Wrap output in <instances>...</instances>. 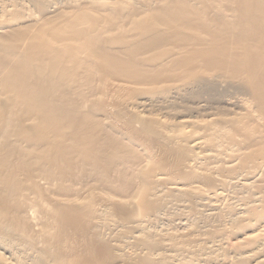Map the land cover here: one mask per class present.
<instances>
[{
	"label": "bare ground",
	"instance_id": "bare-ground-1",
	"mask_svg": "<svg viewBox=\"0 0 264 264\" xmlns=\"http://www.w3.org/2000/svg\"><path fill=\"white\" fill-rule=\"evenodd\" d=\"M29 1L1 7L0 264H264V0Z\"/></svg>",
	"mask_w": 264,
	"mask_h": 264
},
{
	"label": "rangeland",
	"instance_id": "rangeland-1",
	"mask_svg": "<svg viewBox=\"0 0 264 264\" xmlns=\"http://www.w3.org/2000/svg\"><path fill=\"white\" fill-rule=\"evenodd\" d=\"M10 1V2H9ZM17 1V2H16ZM0 0V19H2L3 18V15H5L4 13H2V8L1 7H5V9H10V8H12L13 7V5H11V4H13L14 2H16L21 8H25V9H23V10H25L26 11V13H25V11H24V13L25 14H27V11H28V15H33V14H35V12H37V11H35L36 9L34 8V5L33 6H31L32 4H31V2L29 1V0H23V2H21L22 0ZM27 1H29L28 3H27ZM52 2H54V0H51ZM5 2V3H4ZM18 2H20V3H18ZM26 3V4H23V3ZM22 3V4H21ZM54 3H60V4H62V3H64V0L62 1L61 0V2L60 1H58L57 0V2H54ZM15 5V3H14V5L15 6H17V7H19L18 5ZM21 4V5H20ZM28 4V5H27ZM33 7V8H32ZM28 8V9H27ZM32 9V10H31ZM31 10V11H30ZM35 11V12H34ZM32 13V14H31ZM36 15V14H35ZM117 85H118V83H115V82H110V84L109 83H105L103 86L104 87H101V89H102V95L100 96V100L102 101V103L105 105V108L106 109H109L110 108V105L112 106L113 105V102L115 101V97H117L116 95H122V93H125L124 91H125V89L122 87V85L121 84H119V88L117 87ZM123 88V89H122ZM122 90V91H121ZM118 93V94H117ZM120 93V94H119ZM113 100V101H112ZM115 103V102H114ZM110 104V105H109ZM107 105V106H106ZM110 109H112V107L110 108ZM116 125H117V127H119V122H116L115 123ZM121 127V126H120ZM119 127V128H120ZM227 226H228V224H226ZM225 225V226H226ZM226 226V227H227ZM228 233V232H227ZM226 233V235H228L227 237H229V233L227 234Z\"/></svg>",
	"mask_w": 264,
	"mask_h": 264
}]
</instances>
